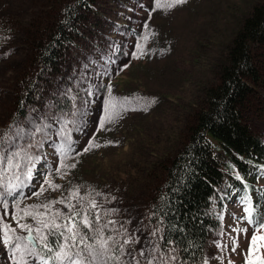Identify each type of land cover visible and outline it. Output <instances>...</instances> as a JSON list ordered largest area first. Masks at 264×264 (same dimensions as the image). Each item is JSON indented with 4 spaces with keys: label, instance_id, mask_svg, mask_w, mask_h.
Returning <instances> with one entry per match:
<instances>
[{
    "label": "rangeland",
    "instance_id": "rangeland-1",
    "mask_svg": "<svg viewBox=\"0 0 264 264\" xmlns=\"http://www.w3.org/2000/svg\"><path fill=\"white\" fill-rule=\"evenodd\" d=\"M51 1L0 0V18L26 24L39 17ZM256 1L186 0L171 9L161 7L153 11L154 0H98L97 13L90 18L89 25L84 27L81 37L75 39L74 47L63 59L61 79L51 82L26 108V115L15 121L25 130L30 129L32 121L39 123L41 118L53 125L49 129L51 140L38 152L43 159L37 164L33 179L23 189V196L5 197L9 215L4 220L16 229V234L26 235L12 218L16 201L21 208L44 204L62 195L67 196L69 189L78 186L81 194L90 190L104 194L97 200L105 208L118 210L106 219L117 221V229L123 224L128 235L138 238V242L128 246V251L138 253L144 248L146 256L141 258V264L153 245L158 244L167 254L168 250L161 247L159 234L156 237L151 235L156 228L149 220V173L154 172L159 159L192 121V111L203 87L212 79L218 56L233 36L239 18ZM24 35L21 29H17L0 43V132L14 122L11 115L19 97L18 79L29 61ZM144 35H148L146 41H141L145 55L134 58L132 53L136 51L137 41ZM115 45L119 46V52L113 56ZM107 56H113L115 60L110 65V75L96 77L97 65L103 66L102 57ZM85 76L93 85L103 87H97L95 95L88 98L91 102L83 117L82 131L72 133L74 153L69 156L68 163H75L76 167L67 170L63 178L52 171L51 179L61 185L60 189H48L34 196L33 193L44 183L45 175L59 163L51 146L52 142H59L55 134L58 125L54 117L59 115L54 109L55 103L68 90L66 82L77 88V81ZM108 84L112 85V96L127 110L105 129L97 131ZM79 87H87V84ZM262 91L261 99H256L247 118L264 141V86ZM78 95L79 107L85 95L82 91ZM145 105L147 110H144ZM93 137L101 146L83 152ZM109 141L112 143H107ZM28 142L25 137L17 140L19 144ZM76 152L81 154L75 155ZM31 185L34 189L28 192ZM254 185L258 189L264 187V175ZM244 194L237 193L225 202L220 226L210 237L208 264H228V261L245 264L252 229L238 219L244 214L239 202ZM55 209L67 211L58 203L53 205V211ZM260 211L264 212V206ZM2 214L3 208H0ZM15 214L20 216L18 211ZM19 223L39 226L31 217L21 218ZM239 228L249 230L247 233L235 231ZM233 239L236 240V251L231 250ZM218 243L228 247L221 250ZM0 264H12L10 252L2 242Z\"/></svg>",
    "mask_w": 264,
    "mask_h": 264
},
{
    "label": "trees",
    "instance_id": "trees-1",
    "mask_svg": "<svg viewBox=\"0 0 264 264\" xmlns=\"http://www.w3.org/2000/svg\"><path fill=\"white\" fill-rule=\"evenodd\" d=\"M46 6L26 24L0 18V43L21 29L29 53L18 79L13 121L25 116L26 107L51 82L61 79L63 59L97 13L98 0H52ZM238 22L194 106L192 121L149 173V220L162 229L161 247H175L174 264H203L225 198L245 191V184L251 192L252 179L264 169V142L247 118L263 93L264 0L254 2ZM69 89L76 93L75 86ZM71 105L65 96L55 109L67 112ZM258 195L264 201V190Z\"/></svg>",
    "mask_w": 264,
    "mask_h": 264
},
{
    "label": "snow or ice",
    "instance_id": "snow-or-ice-1",
    "mask_svg": "<svg viewBox=\"0 0 264 264\" xmlns=\"http://www.w3.org/2000/svg\"><path fill=\"white\" fill-rule=\"evenodd\" d=\"M154 3L153 11L161 7L171 9L186 3V0H154ZM144 27L147 29L148 24L145 23ZM147 39L148 35H144L137 41L136 51L132 53L134 58L139 59L145 55L141 41ZM117 52L119 46L115 45L112 49L113 56ZM113 56L102 57L104 65H97L96 77L110 75V65L115 63ZM92 63L97 64L96 61ZM81 84H87V87L80 88ZM97 87L103 85H93L85 76L77 81L76 93L71 89L66 90L65 95L72 101L71 111H62L54 117L58 125L55 134L59 142L51 144L59 158V163L54 170H50L45 175L44 183L39 191L33 193L34 196H39L48 189L52 191L60 189L61 185L51 179L52 171L63 178L67 175V170L76 167L75 163H68L69 156L74 153L72 133L82 131L85 123L83 117L87 114V105L91 102L88 98L95 95ZM106 87L108 95L104 98L103 114L99 118L97 131L105 129L107 124L119 118L122 112L127 110L116 97L112 96V85L108 84ZM80 91L84 93L85 98L80 100L81 106L78 107ZM21 103L23 105V102ZM144 110H147V105ZM52 127L53 125L48 123L46 118H41L39 123L32 121L28 130L14 121L8 129L0 132V208H3V214L0 215V242L9 250L12 264H141V258H145L146 250L141 248L138 253L128 251V246L138 242V238L128 235L123 224L117 229L115 227L117 221L106 219L118 210L105 208L97 200V197L104 194L95 190L81 194L77 186L69 189L67 196L62 195L47 203L27 205L23 208L20 207L19 201H16L13 204L12 218L17 221V228L26 235H17L16 229L4 220V217L9 215L5 197H12L14 194L23 196V189L29 185L37 164L43 159L38 152L51 140L49 129ZM21 137L27 138L29 142L17 143ZM100 146L95 143L94 137L90 138L83 152ZM80 154L75 153V155ZM237 179L242 180L239 175ZM247 188L248 185L245 184V194L239 201L244 214L238 218L252 229L245 264H264V253L261 251L264 250V212L260 211L261 206L247 194ZM57 203L67 211L62 209L53 211V205ZM16 211L20 213L19 217L15 214ZM27 217H31L39 226L19 223V219ZM248 230V228L235 229L240 233H247ZM161 231L162 229L156 228L151 235L156 237ZM160 239L162 240L163 236ZM168 243L174 244L173 241ZM232 245L231 250L236 251L235 239L232 240ZM217 247L224 250L228 246L218 243ZM147 252L144 264H174L178 259L175 255V247H170L165 254L156 244ZM203 264H208L207 259ZM228 264L232 262L228 261Z\"/></svg>",
    "mask_w": 264,
    "mask_h": 264
}]
</instances>
